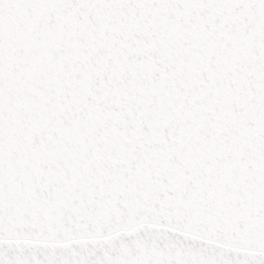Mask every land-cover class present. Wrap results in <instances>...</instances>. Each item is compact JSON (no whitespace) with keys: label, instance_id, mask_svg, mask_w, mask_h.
Masks as SVG:
<instances>
[{"label":"snow or ice","instance_id":"6c2138e0","mask_svg":"<svg viewBox=\"0 0 264 264\" xmlns=\"http://www.w3.org/2000/svg\"><path fill=\"white\" fill-rule=\"evenodd\" d=\"M0 264H264V0H0Z\"/></svg>","mask_w":264,"mask_h":264}]
</instances>
